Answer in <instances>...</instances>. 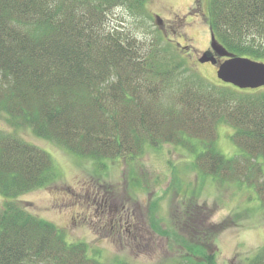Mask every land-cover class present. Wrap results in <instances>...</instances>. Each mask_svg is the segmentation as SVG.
I'll return each instance as SVG.
<instances>
[{"label": "trees", "instance_id": "1", "mask_svg": "<svg viewBox=\"0 0 264 264\" xmlns=\"http://www.w3.org/2000/svg\"><path fill=\"white\" fill-rule=\"evenodd\" d=\"M209 3L219 42L264 61V0ZM119 8L138 16L145 0H0V114L94 160L135 155L146 144L189 145L200 172L247 182L264 208V88L187 74L158 39L113 22ZM219 122L235 129L232 157L216 148ZM55 175L47 151L0 131V193L10 198L0 208V264H103L12 200ZM188 248L168 264H217L215 254ZM246 264H264V246Z\"/></svg>", "mask_w": 264, "mask_h": 264}, {"label": "rangeland", "instance_id": "2", "mask_svg": "<svg viewBox=\"0 0 264 264\" xmlns=\"http://www.w3.org/2000/svg\"><path fill=\"white\" fill-rule=\"evenodd\" d=\"M200 1L206 16L189 17L191 24L181 19L193 0H145L140 15L119 8L111 19L140 38L158 39L187 74L236 88L217 76L212 63L198 60L212 30L209 0ZM0 131L44 149L56 168L48 184L12 200L55 224L67 241L84 242L88 254L103 264H168L193 243L199 254H215L217 264H246L264 246V208L254 187L203 174L189 145L146 144L135 155L94 160L38 136L31 127L10 125L3 114ZM234 132L229 123L217 124L216 148L229 157L238 153ZM6 200L0 193V208Z\"/></svg>", "mask_w": 264, "mask_h": 264}, {"label": "water", "instance_id": "3", "mask_svg": "<svg viewBox=\"0 0 264 264\" xmlns=\"http://www.w3.org/2000/svg\"><path fill=\"white\" fill-rule=\"evenodd\" d=\"M159 25L162 19L158 16ZM212 48L221 56L227 58L218 64L217 76L224 82L233 84L241 89H256L264 86V61L255 60L245 56H238L229 52L212 33ZM200 62L216 63L213 53L209 50L203 52Z\"/></svg>", "mask_w": 264, "mask_h": 264}, {"label": "flooded vegetation", "instance_id": "4", "mask_svg": "<svg viewBox=\"0 0 264 264\" xmlns=\"http://www.w3.org/2000/svg\"><path fill=\"white\" fill-rule=\"evenodd\" d=\"M205 14L206 13H205L204 7L202 6V2L200 0H193V4H191L187 8V12L184 14V17L181 19V21H184L185 23L191 24L192 22L189 23V21H188L189 17H191V16H199L200 18H203L204 16H206ZM181 23H183V22H181ZM211 41H212V30H211L210 42L208 43L206 48L201 51V54H203V52H205L207 50H209V51H211L213 53V57L215 58L216 63L215 64L212 63V62H206V63H212V65L214 67H216V72H217L218 64L220 62H222L223 60H225L227 57L219 55L218 52H216L212 48ZM199 58H198V60H199Z\"/></svg>", "mask_w": 264, "mask_h": 264}]
</instances>
